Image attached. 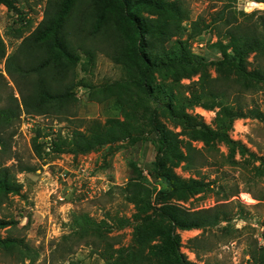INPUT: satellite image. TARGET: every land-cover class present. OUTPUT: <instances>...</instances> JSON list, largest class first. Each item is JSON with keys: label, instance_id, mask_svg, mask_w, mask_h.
<instances>
[{"label": "rangeland", "instance_id": "obj_1", "mask_svg": "<svg viewBox=\"0 0 264 264\" xmlns=\"http://www.w3.org/2000/svg\"><path fill=\"white\" fill-rule=\"evenodd\" d=\"M164 1L168 3V11L161 13L156 6H146L141 15L147 19L173 20L179 30L171 37L149 31L145 38L149 54L179 47L192 61L201 64L176 69L175 72L179 73L175 77L154 70L149 80L152 85L175 84L173 88L190 97L187 86H192L200 74L216 76L220 72L211 62L219 55L212 45L218 39L214 27L223 26L228 10L223 6L231 3H226L229 0ZM13 4L11 9L0 5V42L4 50L0 56V109L10 107L16 112L8 123L0 125L6 143L5 149L0 151V165L12 168L22 187L19 194L9 195L0 206V218L16 222L12 227L2 229L1 235L22 238L32 252L38 254L30 261L19 258L17 251H0V264H102L106 261L103 256L106 243L110 245L113 260L117 249L123 248L126 252L135 249L133 230L140 222L136 219L140 213L125 199L121 188L130 179L153 190L161 186L162 177L153 178L147 173L154 158L155 141L149 133H144L83 153L50 152L45 155L49 151L46 148L38 156L32 147V138L38 130L48 134V140L59 134L68 139L70 132L78 126L83 129L89 120L123 119V104L105 94L108 90L122 94L120 87L130 81L124 67L102 50L106 47L101 42L97 39H93V43L86 41L91 52L83 48L76 54L78 86L69 98V115L64 112L27 113L22 105L20 87L8 70L12 64L10 58L20 41L42 19L45 0H15ZM232 6L231 9L243 14L254 12V19L264 15V0H235ZM17 12L26 13V24H19ZM219 13L223 19L218 17L213 23ZM105 17L120 27L112 8ZM69 31L70 43L76 44L72 37L73 28ZM253 54L247 58V68L257 65L264 69V56L261 54L254 60ZM193 55L199 60H194ZM250 82L256 83L258 91L246 94L244 101L249 106L257 105L264 113V81ZM131 98L139 104L137 97ZM217 109L207 102L188 106L185 110L215 128ZM157 119L179 137L202 148L190 169L183 167V161L164 159L166 168L175 176L179 186L168 200L190 209L223 205L230 217V220L213 227L177 230L181 237V251L197 264H247L254 247L258 244L264 246V120L235 119L227 132L230 143L221 139L211 142L197 139L194 129H183L163 106L157 109ZM20 167L26 169L19 171ZM190 178L203 185L190 188ZM83 214L94 221L96 230L81 239L73 224ZM141 216L145 214L141 213ZM119 218L128 219L130 223L120 226ZM194 236H197L193 245L198 255L189 248L188 239ZM158 242L160 239L156 237L151 243ZM153 264L160 263L153 259Z\"/></svg>", "mask_w": 264, "mask_h": 264}, {"label": "trees", "instance_id": "obj_2", "mask_svg": "<svg viewBox=\"0 0 264 264\" xmlns=\"http://www.w3.org/2000/svg\"><path fill=\"white\" fill-rule=\"evenodd\" d=\"M14 1L0 0V5L11 9L14 7ZM234 1L229 0L226 3L231 5L223 6L228 8L223 26L214 27L218 39L212 45L219 55L211 62L220 72L216 76L200 74L197 80L192 82V86H187L190 97L173 88L175 84L152 85L149 80L154 70L175 77L179 73L175 72L176 69L201 64L199 61H192L179 47L149 54L147 45L145 46L149 31L171 37L179 30V25L173 20L147 19L141 15L142 8L146 6H156L161 13L168 11V3L164 0H45L42 19L22 38L11 56L12 64L8 71L20 87L25 111L33 115L63 112L66 116L69 115V98L73 89L78 86L75 79L76 54L83 48L91 52L85 45L86 41L93 43V39H97L106 47L102 50L125 69L130 84L120 87L122 94L115 90H108L105 94L115 97L116 102L123 104V119L109 117L103 121L89 120L83 129L78 126L70 132L68 139L59 134L56 138L48 140L46 137L49 135L42 134L40 130L35 132L32 138L33 150L41 156L46 148H49V151L45 152V155L50 152L83 153L144 133L153 137L156 148L151 168L147 173L153 178L162 177L161 186L158 190H153L139 181L130 179L121 188L125 199L133 203L140 213L136 216L140 222L134 225L133 230L135 249L126 252L119 248L112 260L113 253L109 251L110 245L106 243L103 254L106 261L102 264H153V259L160 264H197L187 259L181 251V237L177 230L213 227L222 221L230 220L228 209L223 205L190 209L168 200L179 190V186L175 176L166 168L164 159L183 161V167L190 169L195 165L196 157L201 154L202 148L194 146L190 140H184L160 123L157 119V109L163 106L175 118L177 124L183 129L191 127L197 133L196 138L204 142L221 139L231 143L227 132L237 118L264 120V113L257 105L249 106L244 101L246 94L258 91L256 83L250 81H264L262 67L255 65L247 68L250 53H254V60L261 54L264 56V15L254 19V12L243 14L231 9ZM111 8L120 27H116L105 17ZM16 14L20 25L28 22L25 20L26 13ZM218 17L223 19V15L219 13L213 23ZM196 24L197 22L194 23V28L197 30ZM72 28V37L76 44L70 43L68 36L71 34L69 29ZM2 46L0 42L1 57L4 54ZM192 57L199 60L196 55ZM131 97H137L139 104L132 101ZM181 98L183 100H180ZM207 102L211 103V107L218 108L215 128L185 110L188 106ZM15 114L10 107L1 108L0 125L8 123ZM1 133L0 128V151L6 146ZM11 169L9 166L0 165V206L9 195L19 194L22 187ZM24 169L26 168L20 167L18 170ZM201 185L203 184L196 179L188 180L190 188ZM149 211L150 214H147ZM141 213L145 216H141ZM118 221L120 226L130 223L128 219L119 218ZM15 223L13 219L0 218V251H17L19 258H28L31 261L38 253H33L22 238L1 235L2 229L12 227ZM73 227L81 239L96 230L94 221L87 214L81 215ZM99 236L102 237L100 234ZM156 237L160 242L151 243ZM196 239L197 236H194L188 241L189 248L198 255V250L193 245ZM123 256L124 259H121ZM263 263L264 246L258 244L250 253L247 264Z\"/></svg>", "mask_w": 264, "mask_h": 264}]
</instances>
